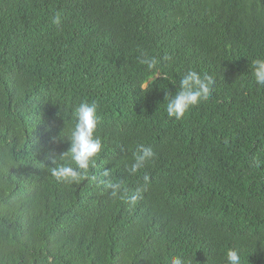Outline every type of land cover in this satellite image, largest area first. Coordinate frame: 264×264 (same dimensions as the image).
Listing matches in <instances>:
<instances>
[{"label":"trees","instance_id":"trees-1","mask_svg":"<svg viewBox=\"0 0 264 264\" xmlns=\"http://www.w3.org/2000/svg\"><path fill=\"white\" fill-rule=\"evenodd\" d=\"M258 57L264 0H0V264H227L229 248L264 264ZM190 69L211 95L169 118ZM81 101L102 150L78 183L57 180ZM141 144L156 155L130 174Z\"/></svg>","mask_w":264,"mask_h":264},{"label":"clouds","instance_id":"clouds-1","mask_svg":"<svg viewBox=\"0 0 264 264\" xmlns=\"http://www.w3.org/2000/svg\"><path fill=\"white\" fill-rule=\"evenodd\" d=\"M61 17L56 13L52 22L59 24ZM139 62L158 75V65L160 61L155 56H148L146 53H141L138 58ZM165 60H171L170 56H165ZM251 72L258 85H264V57L254 58L251 62ZM148 82L142 85L146 87ZM215 79L212 75L201 74L195 70H188L180 80L179 89L174 95L166 93V112L169 118L180 120L184 117L190 107L197 105L200 101L208 99L211 95ZM74 125L69 130L67 140L69 147L58 158L53 159L50 167L51 175L57 180L69 181L78 183L83 173H86L90 167L96 166V158L102 150V140L96 135V129L100 120L98 115V105L95 102L89 103L81 101L72 110ZM155 152L151 147H146L143 144L137 147L133 154V163L128 168L130 174H135L142 169L147 162H150L155 157ZM75 165L73 167L72 165ZM103 176H108L107 169L102 173ZM143 180L145 185L149 183V176L144 175ZM111 190V195L119 196L123 190V182L118 181L108 184ZM140 196V189L127 197V199L135 203ZM227 264H241V256L236 249L229 248L226 251ZM170 264H185V261L180 256L170 258Z\"/></svg>","mask_w":264,"mask_h":264}]
</instances>
